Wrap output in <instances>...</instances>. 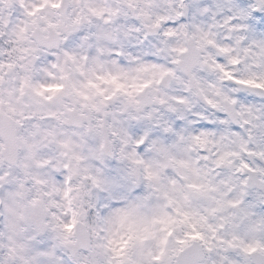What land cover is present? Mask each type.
I'll use <instances>...</instances> for the list:
<instances>
[{
    "label": "clouds",
    "instance_id": "clouds-1",
    "mask_svg": "<svg viewBox=\"0 0 264 264\" xmlns=\"http://www.w3.org/2000/svg\"><path fill=\"white\" fill-rule=\"evenodd\" d=\"M0 264H264V0H0Z\"/></svg>",
    "mask_w": 264,
    "mask_h": 264
}]
</instances>
